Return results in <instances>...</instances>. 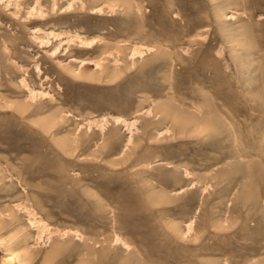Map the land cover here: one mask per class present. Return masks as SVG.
<instances>
[{"label":"rangeland","instance_id":"374dc122","mask_svg":"<svg viewBox=\"0 0 264 264\" xmlns=\"http://www.w3.org/2000/svg\"><path fill=\"white\" fill-rule=\"evenodd\" d=\"M0 223V264H264V0H0Z\"/></svg>","mask_w":264,"mask_h":264},{"label":"bare ground","instance_id":"6f19581e","mask_svg":"<svg viewBox=\"0 0 264 264\" xmlns=\"http://www.w3.org/2000/svg\"><path fill=\"white\" fill-rule=\"evenodd\" d=\"M117 2V1H116ZM119 2V1H118ZM129 2V1H128ZM119 4V3H118ZM166 106V105H165ZM207 107V106H206ZM222 108V107H221ZM159 110H157L156 111V113L158 112ZM161 112H163V116H166V117H168L169 118V116L168 115H170V112L171 113H173V111H172V109H170L169 107H164L162 110H161ZM202 112V111H201ZM159 113V112H158ZM157 113V114H158ZM156 115V114H155ZM191 116H194V112H193V114H191ZM190 116V114H187V115H185V114H183V115H181V114H177V115H175L174 116V125H173V129L175 130L176 128H179V130L180 131H185L186 132V130L187 129H189V128H192L193 130H195L194 128H198V129H200V128H202V127H200V126H202V124L198 121V119H197V117L195 118V117H191ZM195 116H196V114H195ZM203 119V118H202ZM201 119V120H202ZM205 119V118H204ZM213 119V118H212ZM215 119V118H214ZM211 120V119H210ZM213 122H215V120L213 121ZM205 123H207V122H205ZM208 123H209V121H208ZM213 124V123H212ZM217 124H219V123H217ZM216 125V124H215ZM219 126H221V125H218V127ZM217 127V126H216ZM170 128H172V127H170ZM203 129V128H202ZM204 129H205V127H204ZM177 130V129H176ZM189 130H191V129H189ZM178 131V130H177ZM177 131H176V133H177ZM179 131V132H180ZM178 132V133H179ZM199 132V131H198ZM197 132V133H198ZM202 132V131H201ZM185 133H183L182 135H184ZM199 134H201V133H199ZM174 135V134H173ZM178 134H176V136H177ZM186 135V134H185ZM184 135V136H185ZM191 135H192V133H191ZM175 137V136H174ZM222 147V146H221ZM224 156V155H223ZM217 158V157H216ZM223 158V157H222ZM122 160V159H121ZM213 178V177H212ZM214 178H216V177H214ZM0 227H1V223H0ZM191 228V227H190ZM126 244V243H125ZM128 245V244H127ZM129 246V245H128ZM21 254V253H20ZM26 254V253H25ZM28 254H31L30 252L29 253H27V256L28 257H30ZM17 257H20L18 254H17ZM26 259V258H25ZM23 260V259H22ZM25 264V263H24Z\"/></svg>","mask_w":264,"mask_h":264}]
</instances>
